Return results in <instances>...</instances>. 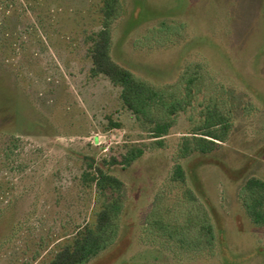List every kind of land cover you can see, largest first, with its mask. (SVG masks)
<instances>
[{
    "label": "rangeland",
    "instance_id": "rangeland-1",
    "mask_svg": "<svg viewBox=\"0 0 264 264\" xmlns=\"http://www.w3.org/2000/svg\"><path fill=\"white\" fill-rule=\"evenodd\" d=\"M102 2L21 0L2 18L10 34L0 32V61L21 96L18 141L0 137V242L14 222L23 228L0 264H50L100 209L96 189L81 181L87 164L144 135L120 88L91 76L89 37L101 28ZM122 2L125 15L112 26L117 63L179 98L185 86H167L188 67L205 75L167 151L118 173L126 187L114 241L88 264H264V226L243 206L256 209L261 198L244 191L247 182H264V0ZM162 22L169 30L157 45ZM214 100L228 112V132L218 150L186 164L194 191L179 197L169 181L178 138ZM193 194L201 207H192ZM157 223L171 242L159 239ZM172 244L186 245L190 260Z\"/></svg>",
    "mask_w": 264,
    "mask_h": 264
},
{
    "label": "trees",
    "instance_id": "trees-1",
    "mask_svg": "<svg viewBox=\"0 0 264 264\" xmlns=\"http://www.w3.org/2000/svg\"><path fill=\"white\" fill-rule=\"evenodd\" d=\"M102 3L100 9L101 28L89 37L91 46L88 55L92 61L91 76L93 78L103 76L113 86L120 88L123 107L135 117L141 133L144 135L137 140L130 139L129 143L119 148L118 153H113L98 163L94 160L88 161L81 181L84 186L96 189L99 199H101L100 209L96 213L94 224L78 228L70 243L55 254L50 264H88L112 245L116 221L123 211L126 187L125 181L118 173L120 171L127 172L134 164L149 154L155 155L167 151L166 138L174 134L173 131L179 117L187 114L189 109L193 108L192 104L196 102L194 86L198 78L205 75L200 65H197L195 70L188 67L179 76L180 81L177 84L167 86L178 89L179 85H184V91L179 98L178 93H167L162 89L165 86H158L117 63L112 56V26L119 17L125 15L123 2L122 0H103ZM18 4L21 5V0H0V32L6 38L10 33L7 32L8 26L2 18H10L11 14L17 10ZM168 30L167 24L162 22L160 28L153 32L156 34L155 44L163 43ZM1 49L2 46H0V53ZM6 62L0 61V137L8 135L12 142H17L16 132L19 124L21 94L17 83L11 80L12 75L4 67ZM227 113V110L221 109L219 102L214 100L201 111L200 121L202 123L197 124L193 117H188L190 124L186 132L181 133L178 138L169 175L170 185L174 190H180L176 193L179 197L180 194L187 191H194L186 164L198 156L209 155L221 147L229 129ZM109 128L121 129L122 125L111 121ZM244 191H255L256 194L261 195L256 209H250L251 207L246 203H243V206L248 210L250 220L256 224L262 223L264 226V182L253 178L247 182ZM190 198L192 207L196 204L202 206L194 194ZM158 223L156 229L160 231L157 233L159 239L167 241L169 239L171 242L174 237H168L163 230L164 226ZM22 228V223H13L8 238L0 242V253L13 244ZM157 246L163 248L159 244ZM168 247L173 252L181 251L183 256L180 257V253L178 256L183 261L190 260L188 255L191 251L186 245H180L178 249L174 244Z\"/></svg>",
    "mask_w": 264,
    "mask_h": 264
}]
</instances>
